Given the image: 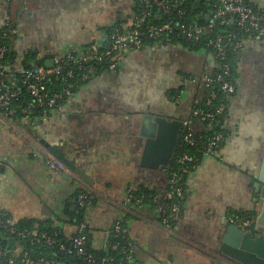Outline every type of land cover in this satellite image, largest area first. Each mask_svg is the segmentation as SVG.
<instances>
[{"label":"crops","instance_id":"obj_1","mask_svg":"<svg viewBox=\"0 0 264 264\" xmlns=\"http://www.w3.org/2000/svg\"><path fill=\"white\" fill-rule=\"evenodd\" d=\"M249 1L264 9V0ZM134 9L135 0H0V34L8 22L16 30L3 79L19 78L26 63L47 68L67 52L87 54ZM214 62L206 51L178 44L144 46L131 50L118 72L98 75L44 117L0 124V210L16 224L34 220L70 239L77 231L75 196L87 191L93 203L84 221L96 249L105 247L116 220H126L142 264H236L220 246L231 215L259 211L254 177L264 158V42H246L228 136L187 177L174 231L161 227L151 204L130 201L140 189L162 195L169 188L168 171L141 166L142 117L189 119ZM152 81L159 86L148 87ZM52 149L85 177L70 167L51 171Z\"/></svg>","mask_w":264,"mask_h":264},{"label":"built area","instance_id":"obj_2","mask_svg":"<svg viewBox=\"0 0 264 264\" xmlns=\"http://www.w3.org/2000/svg\"><path fill=\"white\" fill-rule=\"evenodd\" d=\"M137 1L143 10L138 14L133 12L124 23L102 32L99 44L93 45L87 54L79 56L70 51L59 57L53 68L35 66L25 69L19 78L5 81L13 84L21 82L22 86L27 89L33 102L26 107L23 104H15L20 92L12 90L0 80V124L16 125L18 114L25 116V119H31L29 118L30 109L35 107L43 109L45 115L59 108L63 102L73 98L82 85L88 84L99 75V65H105L109 71L116 72L124 57L131 50L142 49L146 39L156 41L160 37L167 36V41L171 42L175 36L178 40L183 38L187 43L200 44L204 42L208 34L215 30L217 25L225 26L237 22L241 30L252 35L251 39L264 42V10H256L247 0H213L206 23L187 21L186 12L179 9L182 6L179 0ZM174 10L177 12L175 16ZM154 16L162 23H149ZM15 34L13 23L8 22L3 32L4 37H12ZM230 44L234 51L244 50L246 42L241 40L236 33H216L207 40V45L215 51V58L220 60L227 58L226 46ZM7 53L8 48L4 45L0 46V62L4 61ZM222 70L224 72L216 77L205 75L202 78L203 88L207 90L216 82L220 83L222 92L234 95L236 88L228 79L231 73L230 66L225 64ZM0 76H4L3 72ZM52 83L60 84L61 89L53 92L50 88ZM215 98L216 94L211 92L207 105H210ZM226 109V106H220L213 112L195 109L192 111V117L184 121L180 139H183L185 143H190L194 134V119L198 118L202 122L211 124ZM222 141V134L214 136L208 144L205 156L216 155L221 148ZM48 157L47 164L51 171L61 172L67 169L66 164L57 157L53 155ZM197 162L194 156L183 154L178 160L180 168L169 174L168 191L153 199L157 205L155 210L160 215V219L162 218L161 227L168 233L174 231V223L180 218L181 205L179 202L185 198V177L192 172ZM144 200L143 198L137 204L144 203ZM166 202H171V204H165ZM92 203V199L87 194L81 193L75 198L76 211L81 208L86 209ZM5 216L0 210V230H5L19 242H13L11 237L6 240L0 239V264H73L26 249L24 242L50 249L55 254L75 258L82 264H142L138 258V246L131 238L130 230L124 220H116L112 224L105 247L96 249L92 245L90 230L85 222L77 224L75 236L66 239L61 232L42 231L39 227L33 230H19L16 227L17 224L11 218L5 219ZM255 222V217L237 213L228 218L230 225H237L243 230L253 229ZM62 237L65 241L61 239ZM167 264L173 263L168 262Z\"/></svg>","mask_w":264,"mask_h":264},{"label":"trees","instance_id":"obj_3","mask_svg":"<svg viewBox=\"0 0 264 264\" xmlns=\"http://www.w3.org/2000/svg\"><path fill=\"white\" fill-rule=\"evenodd\" d=\"M179 1H181V3H182L181 8H179V9L186 12V20L187 21H194V22L198 21V22H202V23L208 22L207 15L209 14V12L212 9L213 0H184V1L179 0ZM247 1L256 10H260V11L264 10L263 8H260L259 6L251 3L249 0H247ZM179 9H177V11ZM142 10H143V8L140 7L139 2L137 0H135L134 12L138 14ZM174 11H175L174 16H175L177 14V12H176V10H174ZM122 23H124V22L121 21L118 24H116V26L117 25L119 26ZM149 23L161 24L162 21L154 16L149 21ZM216 33H236L238 35V37L241 40H243L244 42H247L248 40H250L252 38L251 34L245 33L243 30H241L238 23L234 22V23L227 24L225 26H218L217 25L215 27V30L211 34H208L206 36V39L204 40V42H202L200 44L187 43L186 41L183 40V38L178 40V39H176L175 36L173 37L174 39L171 42L167 41L168 40L167 36L160 37L156 41L155 40L149 41L148 39L145 40L144 46H148V47L149 46L156 47L157 44H159V43H161V44L162 43H166V44L171 43V44L182 45L184 47L189 48L191 51H194V52L206 51L208 54L212 55L215 62H214L213 68L211 69V72L204 73L202 78L205 75H208L210 77L218 76L219 74L224 72L222 70V67L225 64H228L230 66V69H231V73H230V76H228V79L230 82H232V84L236 88V92L234 95H227L226 93L222 92L220 90V86H221L220 83H216V82L213 83L211 88H209L207 90L203 88L202 96L195 100L196 102L193 106L192 111H194L195 109H202V110H205L208 112H213V111H216L220 106H226L227 109L221 116L216 117L211 122V124L206 123V122H202L198 118L194 119L193 137H192L190 143H185L183 141V139L182 140L180 139V144H179V147L176 151L175 158L172 161L169 168L166 169V171H168L169 174H171L173 171H177L180 168V164L178 163V160L180 159V157L183 154H189V155L197 158V160H198V162L196 163V166H197L199 164V162L204 158L205 151L208 148V144L214 136H216L218 134L223 135V141L221 142L220 146L223 145L225 139L228 136L227 129L225 128V123H226V118L228 117L230 104L233 101V98L236 96V93L238 91V87L240 85V81L242 78V74H243V72H242V63H243L242 57H243V51L244 50H235L234 51L232 48V45L230 44V45L226 46L227 58L225 60L216 59L214 49L207 45V40L209 38L213 37ZM14 37L15 36H12V37L10 36V37L6 38V37H4L3 33L0 34V46L4 45L8 48V53H7L4 61L0 62V74H1V72H3L4 76H6L8 74V69H9V64H10L9 60L13 54L12 53V45H13L12 41H13ZM245 48H246V45H245ZM133 51H137V50L134 49ZM26 65H27L26 69L32 68L30 63H26ZM1 66H2V68H1ZM39 66H42V65H39ZM98 68H99V75L111 72L108 70V67L105 65H99ZM118 70H119V67L117 68L116 71L118 72ZM111 73H113V72H111ZM4 76L3 77L0 76V80L4 81V84L7 87H10V88H12V90H16V91L20 92V96H19L18 100L15 102V104H23V106L26 107L29 103L33 102L31 95L29 94L27 89L22 86L21 82H16L15 84H13L12 82H5V80L3 79ZM50 88L54 92V91L60 90L61 86L58 83H52V84H50ZM211 92L212 93L214 92L216 94V98L212 100V103L210 105H207V100L209 98V95H211ZM44 116H45V114L43 112V109L38 108V107L30 109L29 118H31V120L39 119V118L44 117ZM191 117H192V114H191L190 118ZM23 119H25V116H22L20 114H18L16 116L17 121H20ZM194 169H192V172L194 171ZM189 175H187L185 177V182H184L185 190H186V179ZM81 193L87 194L89 196V198L92 199V197H91L92 195L87 191L79 192L78 194H76L75 198ZM157 194H159V193L155 192V191H149L147 189H140L139 191L133 192L131 203L137 205V202H139L140 200H142L144 198L145 199L144 203H149L152 205L153 208L156 209L157 205L153 202V199L155 196H157ZM185 196H186V193H185ZM184 199L179 202L181 205V209H182ZM165 204H171V202H166ZM84 212H85V209H82V208L79 209V211H75L71 215L73 221L77 224L85 222L84 221ZM5 215H6L5 219L10 218L9 215H7V214H5ZM161 220H162V218L160 219V223H161ZM37 223L40 225L39 229L42 231L45 230V231H48L51 233L52 232H61V230H59V229L50 228L49 226L43 225L42 223L34 221V220H23L20 223H18L16 225V227L19 230H33L34 228H36L35 226ZM124 223L127 225L126 220H124ZM174 224H176V223H174ZM8 237H11V236L9 234H7V232L5 230H0V239L1 240H6ZM11 238H12L13 242H15V243L19 242L18 240H14L13 237H11ZM61 239L65 241V239L63 237ZM23 245L26 249L35 250V251L39 252V254H43L45 256L56 257L59 260H66V261H69L73 264H82V262L80 260H77V259L71 258V257H67L65 255L55 254L54 251H52L50 249H45L41 246L33 245L29 242H24Z\"/></svg>","mask_w":264,"mask_h":264},{"label":"water","instance_id":"obj_4","mask_svg":"<svg viewBox=\"0 0 264 264\" xmlns=\"http://www.w3.org/2000/svg\"><path fill=\"white\" fill-rule=\"evenodd\" d=\"M50 64L48 63L47 68H53L54 65ZM183 128L182 120L151 114L144 115L139 132L140 137L145 141L141 166L153 170L169 168L179 147ZM52 152L67 167H70L78 175L84 176L60 152L54 149ZM254 178L256 180L255 202L259 205V211L255 217V227L251 230H243L237 225H229L220 246V252L231 258L236 264H264V158L260 170Z\"/></svg>","mask_w":264,"mask_h":264},{"label":"flooded vegetation","instance_id":"obj_5","mask_svg":"<svg viewBox=\"0 0 264 264\" xmlns=\"http://www.w3.org/2000/svg\"><path fill=\"white\" fill-rule=\"evenodd\" d=\"M149 86H150V87H155V88H156V87L159 86V84L156 83V81H155V82L152 81V82H150V83L148 82V87H149ZM147 90H149V88H148Z\"/></svg>","mask_w":264,"mask_h":264}]
</instances>
